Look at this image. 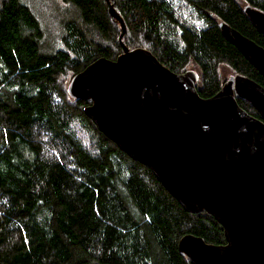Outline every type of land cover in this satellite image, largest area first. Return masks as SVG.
<instances>
[{
  "label": "trees",
  "instance_id": "16d2710c",
  "mask_svg": "<svg viewBox=\"0 0 264 264\" xmlns=\"http://www.w3.org/2000/svg\"><path fill=\"white\" fill-rule=\"evenodd\" d=\"M64 48L44 51L43 31L23 0L0 5V264H196L179 251L194 234L225 244L208 212L192 213L144 164L99 130L92 102L69 93L100 57L144 47L169 69L195 70L202 97L233 75L264 76L223 35L225 22L264 47L245 8L264 0H63ZM250 114L261 118L248 101Z\"/></svg>",
  "mask_w": 264,
  "mask_h": 264
},
{
  "label": "water",
  "instance_id": "95a60500",
  "mask_svg": "<svg viewBox=\"0 0 264 264\" xmlns=\"http://www.w3.org/2000/svg\"><path fill=\"white\" fill-rule=\"evenodd\" d=\"M100 57L69 85L75 99L92 103L85 112L107 137L147 166L192 213L208 212L220 222L226 243L186 234L179 251L196 264H264V86L236 74L210 98L197 90L195 70L177 73L147 48ZM245 11L264 34V11ZM224 37L264 76V47L221 22ZM248 101L261 118L243 108Z\"/></svg>",
  "mask_w": 264,
  "mask_h": 264
},
{
  "label": "rangeland",
  "instance_id": "374dc122",
  "mask_svg": "<svg viewBox=\"0 0 264 264\" xmlns=\"http://www.w3.org/2000/svg\"><path fill=\"white\" fill-rule=\"evenodd\" d=\"M3 0H0V5ZM36 13L43 31L42 45L46 52L53 53L64 48V19L74 9L63 0H23ZM71 82V81H70Z\"/></svg>",
  "mask_w": 264,
  "mask_h": 264
}]
</instances>
